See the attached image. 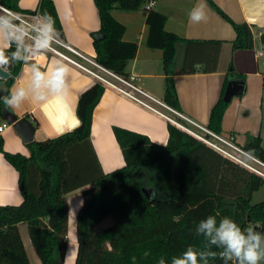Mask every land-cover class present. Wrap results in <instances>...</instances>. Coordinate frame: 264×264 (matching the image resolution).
Returning a JSON list of instances; mask_svg holds the SVG:
<instances>
[{
	"label": "trees",
	"instance_id": "obj_1",
	"mask_svg": "<svg viewBox=\"0 0 264 264\" xmlns=\"http://www.w3.org/2000/svg\"><path fill=\"white\" fill-rule=\"evenodd\" d=\"M97 8L103 37H93L95 58L103 65L127 74L126 65L136 51L135 43L121 40L124 26L111 14L115 7L138 9L144 0H93ZM150 1L147 0L148 4ZM233 26V49L264 47V31L258 41L253 38L247 23L234 22L213 0H206ZM16 9L17 0H0ZM145 4V5H146ZM37 9L42 16H50L57 32L63 30L52 0H39ZM145 11L148 25L146 43L163 50V99L178 107L173 83L176 45L183 41L175 33L166 31V17L149 8ZM181 73L198 70L188 64V40ZM202 43V42H199ZM212 49L206 53L205 66L200 70H215L220 41H207ZM15 49V45L10 52ZM16 63L11 75L4 80L0 96L9 94V87L21 69ZM231 73L227 74L221 95L211 107L207 127L220 132L221 120L229 101L222 96ZM243 78V77H242ZM104 87L94 82L78 96L76 113L81 125L52 138L27 143L28 156L8 152L0 136V152L18 173L22 202L0 205V264H30L17 224L26 223L29 237L41 264H65L67 246L68 204L66 194L91 184L82 190V205L75 218L77 250L74 264H158L163 257L170 264L171 257L180 255L189 245L204 246V238L195 235V225L208 215L217 219L227 216L242 228L254 227L264 234V198L251 203L252 195L264 178L248 170L215 149L196 139L172 123L167 124L165 144L152 142L146 135L113 126L115 139L121 149L124 165L111 172L99 169L95 155L90 161V132L93 110ZM11 109L0 101V115ZM243 148L264 162V148L260 136L247 135ZM145 190L149 197L143 192ZM112 223L101 229L95 226L105 217ZM210 264H223L220 259ZM230 264V262H229Z\"/></svg>",
	"mask_w": 264,
	"mask_h": 264
},
{
	"label": "crops",
	"instance_id": "obj_2",
	"mask_svg": "<svg viewBox=\"0 0 264 264\" xmlns=\"http://www.w3.org/2000/svg\"><path fill=\"white\" fill-rule=\"evenodd\" d=\"M38 1L17 0V4L22 10H33L37 7ZM213 1L234 22L247 23L251 27L253 38L258 41L264 31V0ZM52 2L63 30L61 35L63 39L86 56L96 59L93 33L99 32L100 21L94 1L52 0ZM146 3L147 0H144L135 10H123L117 7L111 10L112 16L124 26L121 40L136 44L135 55L128 60L125 70L127 74L133 73L138 76L136 84L146 94L139 96L168 116H171L172 112L164 105L207 127L210 109L221 95L225 77L231 73L232 76L228 81L237 78L243 80V92L233 96L229 101L218 133L225 138L232 136L240 147H243L247 135L260 136L264 148V47L257 43L253 48L233 49L232 41L235 38L233 26L206 0H154L150 8L165 15V30L183 39L177 43L174 57L176 73L173 75V83L179 106L173 107L163 99L164 52L146 43L148 35L144 11ZM200 4L206 5L207 18L198 24L191 23L188 14ZM188 40L198 41L188 45V64L194 65L198 70L194 73H181L180 66L186 47L184 41ZM207 41H220V45L215 70L204 72L200 69L207 61V51L212 49L211 43H204ZM61 62L67 64L70 69L68 77L70 94L67 97V104L76 112L79 94L94 81L77 67L57 56H49L44 65L39 66L42 70H51L53 65ZM29 74L30 68L22 65L9 91L13 85H27ZM4 80L0 79V92L4 87ZM11 110L18 119L26 116L32 121L35 127L32 140L40 141L61 134L45 118L43 107L39 103L28 100L20 108ZM4 122L6 121L0 115V124ZM168 123L163 115L113 88L105 87L93 110L90 145H86L85 149L87 148L89 152L90 161H93L95 155L101 172L108 173L125 163L113 133V126L144 134L152 142L165 144L168 138ZM66 127L65 125V129ZM0 136L3 138V148L6 151L19 152L26 156L30 154L28 142L22 141L11 124L6 122V126L0 131ZM90 185L76 188L66 194L68 228L65 264L75 263L77 250L75 218L83 202L82 190ZM22 199L18 173L0 152V205H18ZM17 227L29 263L41 264L31 243L27 224L18 223Z\"/></svg>",
	"mask_w": 264,
	"mask_h": 264
},
{
	"label": "clouds",
	"instance_id": "obj_3",
	"mask_svg": "<svg viewBox=\"0 0 264 264\" xmlns=\"http://www.w3.org/2000/svg\"><path fill=\"white\" fill-rule=\"evenodd\" d=\"M205 8V4L194 7L188 14L189 21L198 24L206 20ZM57 36L59 33L50 16L45 14L29 23L0 7V73L5 74L0 75V79L10 76V69L16 63L30 68L28 84L13 85L8 95L0 96V101L13 110L28 100L41 104L45 118L63 134L65 130L74 131L82 123L67 104L70 69L61 62L51 70H42L29 55L34 50L41 54L49 52L56 45ZM29 37H34L31 44ZM13 45L15 49L7 54ZM195 235L204 238V246H187L180 255L171 257L170 264H210L217 258L223 264H264V234L254 227L242 228L230 217L218 220L217 215H208L196 223ZM158 264H166L165 259L161 257Z\"/></svg>",
	"mask_w": 264,
	"mask_h": 264
},
{
	"label": "built area",
	"instance_id": "obj_4",
	"mask_svg": "<svg viewBox=\"0 0 264 264\" xmlns=\"http://www.w3.org/2000/svg\"><path fill=\"white\" fill-rule=\"evenodd\" d=\"M153 1H150L148 4L145 5L146 9H149L152 5ZM0 7L8 9L10 12L16 14L19 19L28 21L29 23L33 22L36 19H40L43 17L40 12L38 11L37 7L33 10H16L10 7H7L0 3ZM32 39L34 37L28 38V43L31 44ZM30 56L35 58V62L38 65H44L46 59L49 56H57L75 67H77L80 71L88 75L93 79L94 82L99 83L104 88L110 87L118 91L119 93L135 100L136 102L149 107L153 111L163 115L169 122L176 125L178 128L182 129L183 131L189 133L196 139L200 140L201 142L205 143L206 145L210 146L211 148L218 151L223 156L231 159L232 161L238 163L239 165L247 168L248 170L260 175L264 178V171L258 169L248 161L242 159L239 154H242L246 157H249L256 163L264 166V162L259 158L255 157L248 151H246L243 147L237 145L235 139L232 136L225 138L221 136L219 133L214 132L207 127H204L193 120L185 117L177 110L164 105L168 110L175 113L179 116L180 119L184 120V122L173 119L172 117L162 113L160 110L154 108L150 104H148L145 100H143L139 95H146L136 84L138 80V76L136 74H122L119 73L94 58H90L86 56L84 53L79 51L77 48L72 46L71 44L67 43L63 37L59 34L56 38V45L51 48V50L47 53L41 54L38 51L34 50L30 54ZM186 123L191 124L196 129L189 127ZM6 126V122L0 124V131Z\"/></svg>",
	"mask_w": 264,
	"mask_h": 264
},
{
	"label": "water",
	"instance_id": "obj_5",
	"mask_svg": "<svg viewBox=\"0 0 264 264\" xmlns=\"http://www.w3.org/2000/svg\"><path fill=\"white\" fill-rule=\"evenodd\" d=\"M103 36L104 35L102 32L93 33V37L96 39H100ZM0 75H5V74L0 73ZM242 92H243V80L238 78L230 79L225 86L222 98L224 101H230L233 96L240 95ZM2 117L8 124L12 125V127L16 130V132L21 136L22 141L24 142L32 141L35 127L30 119H28L26 116H23L18 119L17 116L10 111L4 112L2 114ZM22 187H23L22 185H19L20 189H22ZM143 192L147 197H149V194L145 190H143Z\"/></svg>",
	"mask_w": 264,
	"mask_h": 264
},
{
	"label": "rangeland",
	"instance_id": "obj_6",
	"mask_svg": "<svg viewBox=\"0 0 264 264\" xmlns=\"http://www.w3.org/2000/svg\"><path fill=\"white\" fill-rule=\"evenodd\" d=\"M170 117H172L173 119H176V120H179V121H182V122H184L185 123V121L184 120H182V119H180L179 118V116H177L175 113H173L172 112V115L170 116ZM173 124V123H172ZM189 127H191V128H194V129H196L194 126H192L191 124H189V123H186ZM176 126V125H175ZM196 130H198V129H196ZM198 132H201V131H199L198 130ZM239 156L242 158V159H244V160H246V161H248L249 163H251L252 165H254L255 167H257L258 169H260V170H262V171H264V166L263 165H260L259 163H256L255 161H253L252 159H250L249 157H246V156H244V155H242V154H239ZM264 198V184L257 190V191H255L254 193H253V195H252V198H251V203H257V202H259V201H261L262 199ZM112 217L111 216H107V217H105L103 220H101L96 226H95V228L96 229H101V228H103V227H106V226H108V225H110L111 223H112Z\"/></svg>",
	"mask_w": 264,
	"mask_h": 264
}]
</instances>
